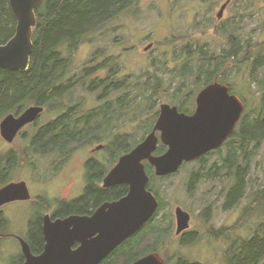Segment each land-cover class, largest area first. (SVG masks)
Wrapping results in <instances>:
<instances>
[{
    "label": "rangeland",
    "instance_id": "1",
    "mask_svg": "<svg viewBox=\"0 0 264 264\" xmlns=\"http://www.w3.org/2000/svg\"><path fill=\"white\" fill-rule=\"evenodd\" d=\"M226 1L228 0H137L132 9L120 13L100 29L84 36L70 55L71 63L64 82L79 78L93 54L99 52L93 66L107 62L108 65H113V70L119 75L130 74L132 83L136 76L144 82L156 75L162 79L164 86H168L169 94H160L156 106L151 110H147L148 104L140 105L146 111L143 114L138 113L137 106L119 112L108 130L101 134L100 141L80 147L68 156L30 155L26 166L13 170L11 182H25L30 200L14 201L0 207L8 221L4 236L0 238V264H17L20 261L19 239L28 241L31 237L29 229H38L39 217L48 212L44 203L53 207L58 200L66 199L67 202L82 196L86 184L84 169L88 161L95 163L92 175L108 173L116 165L124 154L120 156L121 151L107 148L114 137L127 135V143L132 147L140 143L150 133L152 118L159 113L160 105L177 106L182 96L172 99L171 94L176 88L180 87L182 93H186L182 100L186 97L190 102V112L186 114H193L196 96L207 86L204 85L203 78L197 79L201 59L217 56L223 49H228L230 36L248 46L243 49L244 53L240 57L249 52L251 57L244 64L229 61L212 83L227 85L230 93L243 102L245 112L252 118L256 117L257 112L254 110L259 106L263 92L260 82L264 76V67L260 69L258 79L250 77V70L254 57L258 54L264 56V0H229L221 18H217ZM217 30H222L223 33H218ZM149 44L151 47L144 50ZM63 54L68 55L65 51ZM188 64L193 66V72L184 78L181 73ZM205 65L210 67L208 62ZM145 72L148 75H144ZM106 74V70H100L92 78L104 77ZM70 91L72 103H81L83 112L113 99L112 96L99 100L96 93L91 94L81 86ZM120 94L121 92L118 93ZM68 98L69 93L64 95V99ZM58 115L60 112L48 113L44 108L37 121L25 127L12 143L5 142L0 136V156L14 152L17 155L16 162L19 163L23 159L22 149L29 143L37 128ZM225 143L220 148V154L212 153L202 163H185L171 178L156 176L152 180V188L161 201V207L137 235L110 254L105 260L106 264H123L125 257L121 255L133 251L134 256L138 253L144 256L148 253L144 252L146 247H151L168 264H175L178 257L200 264H225L229 242L214 238V230L236 224L242 212L249 208L255 193L264 189V141L257 150H251L246 196L229 211L223 207L232 181L214 167L219 166L229 149ZM160 144L162 143L159 141L158 146ZM99 145L103 148L95 150ZM146 163L148 164L145 161V165ZM213 169L215 176L210 174ZM177 206L191 215L189 229L183 240L175 234L174 209ZM263 220L264 216H252L232 237H249ZM192 236H195V240L188 243ZM133 245L135 247L130 251Z\"/></svg>",
    "mask_w": 264,
    "mask_h": 264
},
{
    "label": "trees",
    "instance_id": "2",
    "mask_svg": "<svg viewBox=\"0 0 264 264\" xmlns=\"http://www.w3.org/2000/svg\"><path fill=\"white\" fill-rule=\"evenodd\" d=\"M136 3L137 0H42L40 7L35 11L36 26L33 30V49L29 68L25 72L0 70V121L6 115H18L24 108L32 105L42 106L48 113L60 112V115L37 128L30 137L29 143L22 149L23 159L19 160V163L16 162L17 155L14 152L0 156V188L11 182L10 177L13 170L23 168L28 164L27 159L30 155L68 156L80 147L100 141L101 134L108 130L111 123L119 116V112L137 106L138 113L143 114L146 111L140 105L148 104L147 110H151L156 106L157 97L160 94L164 96L169 94L168 86H164L162 79L156 75L153 76V79L149 78L144 82H141L140 77L136 76L132 83L130 74L119 75L116 70H113V65H108L107 62L93 66L99 52L93 54L82 69L79 78H72L64 82L71 63L70 55L84 36L100 29L120 13L132 9ZM15 27L16 19L9 6V0H0V45L5 44L13 37ZM217 31L223 33L222 30ZM246 47L248 46H245L238 38L230 36L228 49H223L217 56L209 57L205 54L206 58L201 59L202 63L199 64L197 70V79L203 78L204 85H208L217 80L223 67L229 61L233 60L235 63L244 64L251 57L250 52L240 57ZM63 51L68 55L64 56ZM205 62L210 64L209 68ZM262 67H264V56L258 54L251 62L250 77L258 79ZM100 70H106L107 74L104 77L92 78L95 72ZM192 70V65H186L181 76L185 78V76L191 75ZM144 75H148V72H145ZM76 86H81L91 94L96 93L99 100L112 96L113 99H109L92 110L83 112L81 103L73 104L71 101L70 90ZM260 89L263 92L260 104L254 110L257 112L256 117L252 118L249 113L244 111L245 113H243L232 136L225 143L229 146L227 153L219 166H214L224 173V177L232 181L231 188L225 197L223 208L226 211L231 210L245 198L251 150H257L264 141V76L260 82ZM148 91L150 92L146 95L145 93ZM120 92L121 96L118 95ZM182 92L180 87L176 88L171 94L172 99L182 96L176 107L179 112L189 113L188 104L190 102L186 97L182 100L186 95ZM67 93H69L68 100L64 99V95ZM157 117L158 113L154 114L150 131ZM127 139V135L116 136L107 148L121 151V156L135 146H129ZM165 151L166 147L160 144L154 154L161 155ZM219 152L220 148L205 156L212 153L220 154ZM204 158L201 157L198 162L202 163ZM86 167L88 171L93 172L95 163L88 161ZM145 169L150 177L148 188L157 194L152 188V180L156 178L154 170L147 163ZM211 172V176L216 175L214 169ZM99 181L100 179L96 178L93 183L91 182L92 184L86 189L84 195L75 199L71 205L65 208V210L67 209V212H64L65 215L89 213V209L96 208L102 201L118 200L127 193L128 188L125 185L117 186L111 190L95 189V182ZM255 215L264 216V189L255 193L249 208L242 212L236 224L214 230V238H222L229 242L225 264H264V220L259 222L249 237H232L242 228L247 219ZM37 226L36 230L32 228L30 237L33 249L40 246L42 240L39 224ZM7 227L8 221L0 211V238L4 236L3 233ZM194 238L195 236H192L188 243L194 241ZM134 247L133 245L130 251H133ZM149 251H153L151 247H146L144 250V252ZM144 252L142 251V253ZM132 254H126L127 257L123 264H130L143 255L138 253L134 256V251ZM102 264H106V262ZM175 264L200 263L190 261L185 257H178Z\"/></svg>",
    "mask_w": 264,
    "mask_h": 264
},
{
    "label": "water",
    "instance_id": "3",
    "mask_svg": "<svg viewBox=\"0 0 264 264\" xmlns=\"http://www.w3.org/2000/svg\"><path fill=\"white\" fill-rule=\"evenodd\" d=\"M42 0H9L16 19L15 33L0 45V70L25 72L33 49L35 11ZM229 4L220 8L217 18ZM151 44L144 50H148ZM193 114L179 112L176 106L161 104L151 132L132 150L122 155L104 177L102 187L127 185L125 196L102 204L91 216L71 215L63 219L43 218L44 249L39 256L30 252L26 241L19 239L24 264H101L125 241L133 237L155 215L156 196L147 189L149 176L144 162L154 168L157 177L176 173L184 163L198 160L219 149L233 134L245 110L243 102L230 93L227 85L215 82L196 96ZM42 106H30L19 115L8 114L0 121V136L12 143L26 125L36 122ZM159 133V136H157ZM159 141L167 147L154 155ZM99 145L95 150L102 149ZM26 183L10 182L0 188V207L29 199ZM176 235L189 229L190 215L180 207L175 210ZM77 245L76 248L74 246ZM132 264H167L156 252Z\"/></svg>",
    "mask_w": 264,
    "mask_h": 264
},
{
    "label": "flooded vegetation",
    "instance_id": "4",
    "mask_svg": "<svg viewBox=\"0 0 264 264\" xmlns=\"http://www.w3.org/2000/svg\"><path fill=\"white\" fill-rule=\"evenodd\" d=\"M19 115V114H18ZM17 116V115H16ZM34 123H32V124H29V125H33ZM29 125H26L25 127H27V126H29ZM24 127V128H25ZM23 128V129H24ZM23 129H21V131L23 130ZM21 131L18 133V135L21 133ZM211 152H213V151H211ZM208 154V153H207ZM208 156V155H207ZM202 157H206L205 155L204 156H202ZM199 159H201V158H199ZM198 159V160H199ZM198 160H196V161H198ZM196 161H193V162H196ZM193 162H189V163H193ZM185 164V163H184ZM188 164V163H187ZM181 168V167H180ZM179 168V169H180ZM88 168L86 167L84 170H85V175H86V184H85V187H84V190H83V194L82 195H84V193H85V191H86V189L88 188V187H90V185L93 183V181L96 179V178H99L100 179V181L99 182H95V189H98V190H111L112 188H115V187H117V186H115V187H110V188H103L102 187V183H103V179H104V177L108 174V173H105V174H100V175H92L94 172H91V171H88L87 170ZM179 171V170H178ZM177 171V172H178ZM90 172V173H89ZM176 172V173H177ZM84 173V171L82 172V174ZM176 173H174V174H170V175H167V176H164V177H158V178H171V177H173V176H175L176 175ZM191 180H193V178H190ZM92 182V183H91ZM118 186H120V185H118ZM125 186H127V185H125ZM128 188V187H127ZM147 189L149 190V188H148V186H147ZM150 191V190H149ZM127 192H128V190H127ZM152 192V191H151ZM153 193V192H152ZM154 194V193H153ZM155 196H156V198L158 199V202H159V207H158V210H159V208L161 207V202H160V200H159V198H158V196L156 195V194H154ZM125 196V195H124ZM28 200H30V197H29V199H27V200H23V201H20V202H25V201H28ZM65 200L66 199H64L63 201H61V200H58V202H57V204H55V206H50L48 203H44V208H45V210H48V212L47 213H45V214H43V216H40L39 217V222H38V224H39V228H40V231H41V238H42V240H41V244H40V246H37L35 249H33V248H31V245H32V241H31V238L29 237V240L28 241H26L27 243H28V245H29V248H30V252H31V254L32 255H34V256H39L42 252H43V249H44V245H45V241H44V236H43V218H44V216H46V215H49L50 216V218H51V220L52 221H54V220H56V219H63V218H66V217H68V216H71V215H77V214H67V215H65V211L67 212V209L65 210V208L66 207H68L69 205H71L72 204V202L75 200V199H73V200H70V201H67V202H65ZM112 201H115V200H109V201H107V200H105V201H102L101 202V204H98L97 206H96V208H94V209H89V213H86V214H82L83 216L85 215V216H91L102 204H104V203H106V202H112ZM48 204V205H47ZM4 206V205H3ZM179 206H177V207H175V209H174V216H175V210L178 208ZM181 208V207H180ZM182 209V208H181ZM157 210V211H158ZM185 211V210H184ZM157 213V212H156ZM156 213H155V215H156ZM154 215V216H155ZM190 215V214H189ZM42 217V218H41ZM152 220V219H151ZM150 220V221H151ZM190 220H191V215H190ZM149 221V222H150ZM148 222V223H149ZM148 223H146L143 227H145ZM143 227L141 228V229H143ZM140 229V230H141ZM139 230V231H140ZM138 231V232H139ZM175 231H176V218H175ZM32 232V228H30L29 229V233H31ZM137 232V233H138ZM137 233L135 234V235H137ZM176 234V233H175ZM186 234H187V230L186 231H184V232H182L180 235H176V236H178L179 238H181L182 240H183V238H185V236H186ZM134 235V236H135ZM132 238V237H131ZM185 241V240H184ZM127 241H125L124 242V244L126 243ZM121 246V245H120ZM77 247V245H75L74 246V248H76ZM20 248H21V246H20ZM154 251H151V252H148V253H146L144 256H146V255H148V254H150V253H153ZM132 252H130L129 254H131ZM126 254H128V253H125V254H123V255H121V256H124V257H127L126 256ZM132 255V254H131ZM110 256V255H109ZM109 256L107 257V258H109ZM144 256H140L139 258H137V259H135L133 262H135V261H137L138 259H140V258H142V257H144ZM107 258L105 259V260H107ZM105 260L104 261H102V263H104L105 262ZM165 260V259H164ZM166 261V260H165ZM24 262H25V258H24V255H23V253H22V251H21V258H20V261L17 263V264H24ZM132 262V263H133ZM167 262V261H166ZM101 263V264H102ZM132 263H130V264H132Z\"/></svg>",
    "mask_w": 264,
    "mask_h": 264
}]
</instances>
